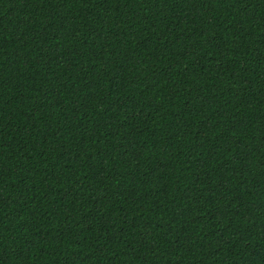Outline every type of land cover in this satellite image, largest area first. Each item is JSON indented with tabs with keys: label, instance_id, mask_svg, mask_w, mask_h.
<instances>
[{
	"label": "trees",
	"instance_id": "1",
	"mask_svg": "<svg viewBox=\"0 0 264 264\" xmlns=\"http://www.w3.org/2000/svg\"><path fill=\"white\" fill-rule=\"evenodd\" d=\"M0 264H264V0H0Z\"/></svg>",
	"mask_w": 264,
	"mask_h": 264
}]
</instances>
